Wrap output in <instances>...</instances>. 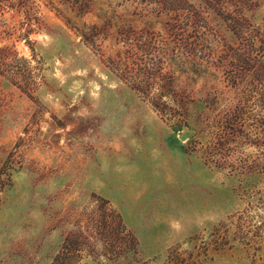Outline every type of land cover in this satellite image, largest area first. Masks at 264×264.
<instances>
[{
  "label": "rangeland",
  "instance_id": "374dc122",
  "mask_svg": "<svg viewBox=\"0 0 264 264\" xmlns=\"http://www.w3.org/2000/svg\"><path fill=\"white\" fill-rule=\"evenodd\" d=\"M0 264H264V0H0Z\"/></svg>",
  "mask_w": 264,
  "mask_h": 264
},
{
  "label": "water",
  "instance_id": "95a60500",
  "mask_svg": "<svg viewBox=\"0 0 264 264\" xmlns=\"http://www.w3.org/2000/svg\"><path fill=\"white\" fill-rule=\"evenodd\" d=\"M181 138L184 140L186 138V136H182Z\"/></svg>",
  "mask_w": 264,
  "mask_h": 264
}]
</instances>
